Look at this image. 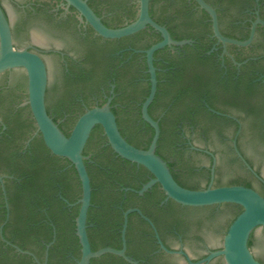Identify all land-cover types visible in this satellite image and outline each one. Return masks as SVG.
I'll list each match as a JSON object with an SVG mask.
<instances>
[{
  "label": "flooded vegetation",
  "instance_id": "1",
  "mask_svg": "<svg viewBox=\"0 0 264 264\" xmlns=\"http://www.w3.org/2000/svg\"><path fill=\"white\" fill-rule=\"evenodd\" d=\"M94 1L93 6L89 5L109 27L131 22L128 19L130 9L136 11V16L138 13L137 0L131 5L119 4L116 0L117 3L103 4L102 8L97 1L105 0ZM205 1L215 9L218 28L224 37L239 41L250 38V41L223 44L212 31L210 15L194 0H185L183 5L169 0L165 8L168 18L160 24L181 36L174 38L168 29L172 38L189 42L167 45L153 53L157 82L147 113L160 128L155 152L167 162L173 177L182 186L200 189L210 183L212 186L238 184L251 187L264 196V190L248 179L217 181L219 173L234 169L264 186V163L261 156L255 154L258 153L255 141L264 144V23L257 22L250 37L253 23L257 19L264 21V0ZM0 4L11 26L1 0ZM20 6L25 19L43 12L50 23L70 31L74 39L76 50L41 46L31 39L21 47L37 52L45 63V104L53 120L58 124L69 120L75 123L86 109L102 106L110 100L109 106L121 134L131 144L147 148L154 129L142 110L151 88L145 50L153 44L158 31L145 27L120 38H106L98 35L80 13L63 0H29ZM50 57L56 58L60 65V77L53 84L49 77ZM16 69L1 72L0 81V264H6L15 256V251L26 254L16 246L31 251L44 263L46 250L48 252L54 242L55 234L49 247L50 242L45 246L42 261L36 252L20 247L14 237L22 227L16 217L29 216L25 212L26 204H35L39 199L30 180L24 181L27 174H15L26 167L28 156L32 154V142L39 136L26 103V74L18 75ZM25 106L27 108L23 109ZM107 143V140L99 143L98 161L91 158L94 152L86 154L87 159L91 158L90 170L94 178L91 200L93 192L102 195L101 203L91 201L89 207V226L94 240L107 236V243L115 241L118 246L115 248H121V229L128 211L125 253L137 264H195L210 251L222 247V243L209 244L199 231L203 218L208 216L202 215L200 210L227 207L230 215L223 229L225 233L235 204L182 205L166 196L161 197L153 190V184L139 193L152 174L142 165L127 164L109 148L104 152L102 148ZM253 156L261 158V163ZM78 199L68 205L79 204ZM47 209L46 205L42 208L45 220L48 219ZM36 211L33 209L31 214ZM189 242L199 248L196 255L190 253ZM253 254L264 263V259ZM48 255L49 252L46 264ZM31 257L33 262L29 264H38ZM220 258L200 264H212ZM123 261V264H132ZM103 262L96 260L92 264Z\"/></svg>",
  "mask_w": 264,
  "mask_h": 264
},
{
  "label": "water",
  "instance_id": "2",
  "mask_svg": "<svg viewBox=\"0 0 264 264\" xmlns=\"http://www.w3.org/2000/svg\"><path fill=\"white\" fill-rule=\"evenodd\" d=\"M1 1L9 15L11 26L0 4V81L3 77L1 72L5 70L17 68L16 73L18 75H24L25 72L27 78L26 103L35 121L37 131L40 133L45 146L51 153L66 157L74 165L80 181L81 195L77 201L79 207L75 217L76 235L80 244V256L76 260V264H89L92 258L100 257L105 253L115 254L129 263L137 264L136 260H133L125 253V230L128 211L125 212L124 223L121 229V248L112 246H103L95 250L91 248L87 232V215L89 207L91 206L92 187L85 164L87 156L83 154V149L95 125H100L102 127L107 142L117 155L130 162L142 165L152 174V178L142 186L139 193H142L152 184L159 183L166 197L182 205L205 206L220 203H233L241 207V211L229 224L225 233H223V229L230 215L227 207H220L218 210L214 209V211L210 208L200 210L202 215L205 214V217L206 215L209 217L203 218L204 220L199 231L203 233L209 244L222 243V247L210 251L195 264L207 263L219 256H221V258L214 261L212 264H264L253 254L255 253L258 257L264 259V196L251 187L238 184L212 186L210 183L207 187L200 189L182 186L173 177L167 162L155 152L160 128L158 122L152 119L147 113V106L154 96L157 82L155 68L152 62L153 53L155 50L163 48L164 46L182 45L189 41L172 38L167 27L158 23L151 17L149 13L150 0H137L138 13L136 18L120 27H109L105 25L101 18L91 8L88 0H63L67 4L73 6L94 31L102 37L120 38L133 34L145 27H151L160 33L161 39L145 50L151 88L149 95L143 103L142 110L145 119L154 129V134L147 148H140L131 144L121 134L115 115L109 106L110 100H107L102 106L86 109L76 119L68 135L60 129L58 123L53 120L46 109L45 93L47 86V71L45 63L37 52L28 47H21L25 46L28 40L31 39L32 43L41 46L56 45L76 50L72 33L50 23L43 12L33 14L29 19H25L23 7L20 6V4H24L29 0H17L20 4L14 2V0ZM113 1L116 0L97 1V4H100L102 8L103 4L111 5ZM134 1L135 0H126L125 2L131 5ZM194 1L210 15L212 31L223 44H225V42L247 44L250 41V38L246 41H239L224 37L218 28V19L215 9L205 0ZM160 3L162 2L159 1V4ZM166 11L167 9H164V15H166ZM156 14L160 15L161 10H157ZM257 22L264 23L261 19H257L253 23L250 37L253 35L254 27ZM59 68L60 65L57 59L50 57L49 77L51 84L60 77ZM51 89L53 90V87H51ZM50 103H53L52 100ZM95 141L96 139L93 140L91 149L95 147ZM255 144L257 145L256 150H258V153L255 154L261 156L262 159L253 156L254 160L258 163H261L262 160L264 163V144L261 143L260 140H256ZM248 150L249 152L256 151L252 149ZM262 170L264 173V166ZM236 178L248 179L252 181L257 188L264 190V186L258 181L251 178L246 173L234 169L219 173L217 181L227 182ZM0 182L2 183L1 177ZM1 229L2 225L0 226V231ZM252 231H254V241L250 248L248 239ZM50 244L51 242L47 245V248ZM161 247L169 251L163 244H161ZM187 247L192 255H196L199 252V248L190 242L187 244ZM16 248L23 253L33 256L34 261L38 264H46L47 262V250L44 263H41L31 251L22 250L17 246Z\"/></svg>",
  "mask_w": 264,
  "mask_h": 264
},
{
  "label": "trees",
  "instance_id": "3",
  "mask_svg": "<svg viewBox=\"0 0 264 264\" xmlns=\"http://www.w3.org/2000/svg\"><path fill=\"white\" fill-rule=\"evenodd\" d=\"M117 1H120L119 4H121L126 0ZM117 1H113V4L117 3ZM159 1H162V3L159 4ZM88 2L92 6L95 3L94 0H88ZM168 2L169 0H151L150 2V15L155 17V20L159 23H162L165 18H168L164 15V9L168 7ZM174 2L178 5H183L185 0H174ZM157 10H161L160 15L156 14ZM135 16L136 11L130 9L128 19L131 21L135 18ZM168 29L171 31L174 38L177 39L181 37L179 34L173 32L170 27ZM160 39V33L156 32L155 40H153L152 43ZM25 108H27V106L23 107V109ZM73 124L74 121L69 120L59 123L58 126L66 135H68ZM8 129L9 127L7 128V131H9ZM94 139H96L95 147L91 149ZM102 140L106 141L105 136L102 134V128L100 125H95L83 149V154L86 155L89 152H94V156L91 158L98 161L97 157L100 152L98 145ZM32 144V154L28 156L26 167L21 172H14L17 175H20L18 173H21V175H25V173L27 174L24 177V181L30 180V185H32L36 192H38L39 199L35 200V204H31L30 202H28L30 204H26L25 212L29 213V216L25 217L24 215L16 217L15 220L21 223L22 226L19 230H17L14 236L16 237L15 239H17L16 243L22 248L30 249L36 252L37 256L42 261L45 246L53 239V234H55L54 242L48 249V264H76V260L80 256V244L76 235L75 227V217L78 212L79 204L70 206L68 205V202H73L81 195L79 178L74 165L66 157L58 156L50 152V150L45 146L40 133L39 136L35 137ZM108 148L113 150L108 146V143L102 148V150L106 152L108 151ZM120 158L127 164L130 163V161L122 157ZM90 159H85V164L88 168L89 174L91 175V184L94 185V178L90 170V167L92 166ZM152 188L161 197L166 196L164 191L160 188L159 183H154ZM91 201L101 203L102 195L93 192ZM45 205L48 206L47 220L43 219L45 214L42 208ZM232 208L234 209V214L230 219L229 224L241 211V207L239 205L235 204ZM33 209H37L36 214H31ZM38 214L40 216L36 218V215ZM90 217L91 208L88 210L87 220V232L91 248L95 250L106 245L118 247L116 246L115 241L107 243V236L102 237L99 240H94L91 237V227L89 226ZM253 233L254 231L251 232L248 239L249 246L253 243ZM41 239L44 241L42 242ZM9 250L14 249L9 247ZM14 253L15 256L9 258V261L6 264H29L33 262L32 257L27 254H22L18 251H15ZM96 260H103L104 262L102 264L124 263L121 257L111 253H105L100 257L92 258L89 264H92Z\"/></svg>",
  "mask_w": 264,
  "mask_h": 264
}]
</instances>
